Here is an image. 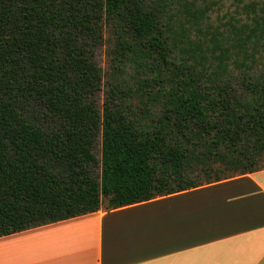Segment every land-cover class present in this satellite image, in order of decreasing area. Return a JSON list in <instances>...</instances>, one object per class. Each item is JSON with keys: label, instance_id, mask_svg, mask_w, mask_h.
<instances>
[{"label": "trees", "instance_id": "16d2710c", "mask_svg": "<svg viewBox=\"0 0 264 264\" xmlns=\"http://www.w3.org/2000/svg\"><path fill=\"white\" fill-rule=\"evenodd\" d=\"M173 2L184 19L180 43L202 70L168 74L151 122L147 109L138 118L113 99L100 110L104 26L115 61L140 65L158 54L167 64L161 22ZM208 11L195 0H0V238L96 213L104 201L119 209L264 169L255 166L264 156V79L243 81L238 93L223 76L235 57L231 36L242 45L235 63L262 18L231 25L226 39L212 31L205 56L187 26L201 27ZM196 166L205 183L193 177ZM226 171L237 172L221 177Z\"/></svg>", "mask_w": 264, "mask_h": 264}, {"label": "crops", "instance_id": "0c3cea01", "mask_svg": "<svg viewBox=\"0 0 264 264\" xmlns=\"http://www.w3.org/2000/svg\"><path fill=\"white\" fill-rule=\"evenodd\" d=\"M0 264H264V169L2 237Z\"/></svg>", "mask_w": 264, "mask_h": 264}, {"label": "rangeland", "instance_id": "374dc122", "mask_svg": "<svg viewBox=\"0 0 264 264\" xmlns=\"http://www.w3.org/2000/svg\"><path fill=\"white\" fill-rule=\"evenodd\" d=\"M195 3L198 7L203 8L207 5L209 8L201 27L195 29L192 26H187L192 42L200 43V46L204 47L203 53H199V55H208L209 51L206 46L212 31L222 33L223 38L226 39L233 32L231 25L238 28L254 26L255 19L262 18L260 31L243 47V51L246 50L244 59L235 63L233 61L240 57V53L237 51L242 45L236 41L233 35L231 36L229 45L233 48L235 57L231 62L229 71L225 72L223 76H226L225 82L231 86L232 91L238 93H242L244 90L243 81L264 79V0H195ZM249 7H253L256 13L250 12ZM181 12V6L173 2L169 5V9H167L161 22V30L165 35H168L170 44L167 64L161 60V55L158 54L153 59L140 60V65L135 64L136 60L133 59L128 61L125 59L122 63L115 61L114 37L110 28L104 26L103 43L95 53V61L103 75L101 89L96 95V104L100 110L103 109L108 100L113 99L116 104H122V107L130 110L138 118H142L141 111L147 109L150 111L147 116L151 122L161 113L160 92L158 91L162 85L170 84L171 79L166 78L168 74L172 71L180 73L181 65L183 67L184 65L185 67L192 66L191 69H198L199 72L202 70L204 61L198 59L197 62H194L193 59L196 57L194 49L180 43L184 33L180 29L181 23H184ZM185 67L182 71L188 74L190 70L185 69ZM201 75L202 86L210 89L212 83L209 77H206L204 72ZM149 93L152 94V97L147 96ZM94 153L97 159H100L101 138L97 139ZM255 166L264 168V156L259 159ZM213 168H224V166L215 164ZM235 172L237 171H226L221 174V177L233 175ZM192 175L199 182L205 183L207 181L204 171L197 166ZM95 176H100V167L96 168ZM210 176L215 177L211 172ZM102 208H107V201L103 202Z\"/></svg>", "mask_w": 264, "mask_h": 264}]
</instances>
